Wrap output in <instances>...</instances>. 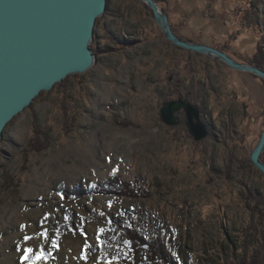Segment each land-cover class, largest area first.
Wrapping results in <instances>:
<instances>
[{"label": "rangeland", "instance_id": "374dc122", "mask_svg": "<svg viewBox=\"0 0 264 264\" xmlns=\"http://www.w3.org/2000/svg\"><path fill=\"white\" fill-rule=\"evenodd\" d=\"M159 5L182 39L239 62L253 64L264 47V0ZM100 19L94 67L44 92L0 141V264H28L30 255L34 264H119L103 251V236L133 211L164 224L165 241L181 232V263L264 254L263 220L247 207L250 191L264 198V175L249 160L264 129V81L172 46L138 0H109ZM179 91L210 125L200 142L184 123L162 119ZM37 137L46 150L34 151ZM115 176L139 178L151 197L104 193Z\"/></svg>", "mask_w": 264, "mask_h": 264}, {"label": "water", "instance_id": "95a60500", "mask_svg": "<svg viewBox=\"0 0 264 264\" xmlns=\"http://www.w3.org/2000/svg\"><path fill=\"white\" fill-rule=\"evenodd\" d=\"M169 43L206 55L226 66L252 73L264 81V70L242 63L213 46L182 39L173 30L169 15L156 0H138ZM109 0H0V141L8 124L31 107L42 93L74 75H83L96 64L91 47L97 20L108 10ZM184 110L189 133L196 142L209 136L200 108L188 100L165 102L163 121L179 124L176 113ZM264 129L249 151V160L264 175Z\"/></svg>", "mask_w": 264, "mask_h": 264}, {"label": "trees", "instance_id": "16d2710c", "mask_svg": "<svg viewBox=\"0 0 264 264\" xmlns=\"http://www.w3.org/2000/svg\"><path fill=\"white\" fill-rule=\"evenodd\" d=\"M156 1L161 4V0ZM255 4L256 2L254 1L253 6ZM253 15L255 17V14ZM100 23L101 19L99 18L95 27V39L91 45L96 56L99 48ZM174 32L178 35L175 29ZM263 48L264 47L260 45L258 52L252 59V63L262 69H264ZM68 80L69 78L57 84L55 88L64 85ZM43 94L44 93L40 96H43ZM38 130L39 129L36 128V134L40 136L41 131ZM32 147L34 151L42 152L48 148V142L41 143L37 137L32 142ZM103 188L106 189L104 193L109 191L110 193H116L117 195L133 200L146 199L149 194V197H151V192L147 190L146 184L139 178L134 179L133 183H126L115 176L111 181L104 184ZM249 196V200L253 202V204L248 203L247 207L252 211L253 215H258L263 220L261 236L264 241V209L260 207L264 204V198H262L263 195L261 192L253 193L250 191ZM163 225L157 218L146 216V214L141 211H133L131 216L129 215V217H126L121 222L114 223L111 228L105 231L101 247L106 254L112 259H115L119 264H191L180 262L179 253L183 246L181 232L173 233V235L165 241L163 237L165 226ZM251 228L252 227H249V229ZM63 230L65 231V229ZM249 235L253 237L254 240H257V233L252 234L250 231ZM196 264L215 263L212 260L204 258L203 261H199V263ZM230 264H264V254L261 251H256L251 255L244 254L239 258L234 257Z\"/></svg>", "mask_w": 264, "mask_h": 264}, {"label": "snow or ice", "instance_id": "6c2138e0", "mask_svg": "<svg viewBox=\"0 0 264 264\" xmlns=\"http://www.w3.org/2000/svg\"><path fill=\"white\" fill-rule=\"evenodd\" d=\"M115 171L116 170H114V172ZM100 231H103V229H101ZM40 235L43 236V237H45V238H49V234L47 233V231L42 232ZM24 239L27 242V241H31L33 238L30 237V236H25ZM56 246H57L56 241L55 240H52V247L55 248ZM25 251L27 253H29V254H34L35 253V249L34 248H28V249H25ZM46 257H47V251L42 249L40 255L38 256V259L39 260H43ZM28 264H34V262L31 260V255L28 258Z\"/></svg>", "mask_w": 264, "mask_h": 264}, {"label": "flooded vegetation", "instance_id": "af4514ba", "mask_svg": "<svg viewBox=\"0 0 264 264\" xmlns=\"http://www.w3.org/2000/svg\"><path fill=\"white\" fill-rule=\"evenodd\" d=\"M178 90H179V89H178ZM178 90H177V91H178ZM180 92H181V91L178 92V93H179V97H178L177 99H183V100H186L187 98H185V97H183L182 95H180ZM177 99H175V100H177ZM171 100H172V99H171ZM179 112H182V113L184 114V116L186 117V113H185L184 110H180ZM179 112L176 113V116L178 117V120H179V124H178L177 126H182L183 123H184V125H186V122L183 121L182 117L178 115ZM200 113H201V110H200ZM201 116H202V113H201ZM201 119H202V118H201ZM202 121H203V120H202ZM203 122H204L205 125L208 127V130H209V136H210V135H211L210 125H209V123H208L207 120H204Z\"/></svg>", "mask_w": 264, "mask_h": 264}]
</instances>
